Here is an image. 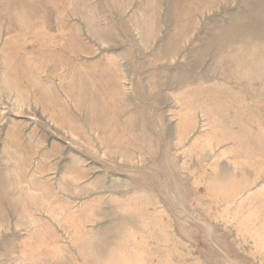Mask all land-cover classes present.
Returning <instances> with one entry per match:
<instances>
[{
    "label": "rangeland",
    "instance_id": "374dc122",
    "mask_svg": "<svg viewBox=\"0 0 264 264\" xmlns=\"http://www.w3.org/2000/svg\"><path fill=\"white\" fill-rule=\"evenodd\" d=\"M0 264H264V0H0Z\"/></svg>",
    "mask_w": 264,
    "mask_h": 264
}]
</instances>
